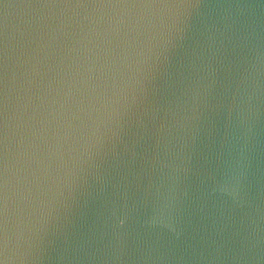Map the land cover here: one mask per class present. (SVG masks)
<instances>
[{
  "label": "water",
  "instance_id": "1",
  "mask_svg": "<svg viewBox=\"0 0 264 264\" xmlns=\"http://www.w3.org/2000/svg\"><path fill=\"white\" fill-rule=\"evenodd\" d=\"M0 264H264V0H0Z\"/></svg>",
  "mask_w": 264,
  "mask_h": 264
}]
</instances>
